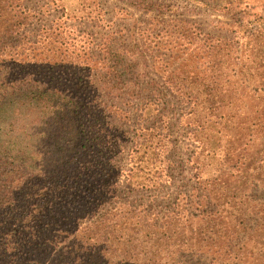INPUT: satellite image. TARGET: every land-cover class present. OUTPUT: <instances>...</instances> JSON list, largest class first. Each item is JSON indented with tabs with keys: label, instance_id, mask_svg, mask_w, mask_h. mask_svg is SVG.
<instances>
[{
	"label": "trees",
	"instance_id": "obj_1",
	"mask_svg": "<svg viewBox=\"0 0 264 264\" xmlns=\"http://www.w3.org/2000/svg\"><path fill=\"white\" fill-rule=\"evenodd\" d=\"M183 1L222 34L154 0L129 54L78 28L106 22L99 0H0V264H264V0ZM142 85L183 105L179 139Z\"/></svg>",
	"mask_w": 264,
	"mask_h": 264
},
{
	"label": "rangeland",
	"instance_id": "obj_2",
	"mask_svg": "<svg viewBox=\"0 0 264 264\" xmlns=\"http://www.w3.org/2000/svg\"><path fill=\"white\" fill-rule=\"evenodd\" d=\"M154 0H99L100 6L103 9L104 17L106 19V22L102 25L96 24L94 22H86L81 21L80 23H77L78 28L84 30L87 29L89 32H91L94 35L95 40H99L100 38H103L105 36H108V38L115 37L117 39L116 44H120L121 47H125L127 52L129 54H133L136 51V47L134 43L136 44V41L134 40V33H137V29L141 28L142 30L145 29L146 32H149L150 30L155 29V27L152 24L154 16L152 11L144 12V9H142L141 6H143V3L150 2ZM160 1H166L174 3L178 6V13L177 17L181 19H188L193 21L195 24L198 25V27L203 31L210 33L211 35H221L222 31L218 30L215 26L217 20H225L226 17L221 15L218 12L209 10V9H202L196 7L195 9H190L188 11L183 10L184 9V1L183 0H160ZM25 5L31 7V8H38L42 5H48L49 8H51V4L49 0H23ZM55 11H50V16L48 18L43 17V22L48 20L49 18L55 16ZM107 34V35H106ZM225 34V33H224ZM95 49V48H94ZM93 49V53L97 57V51ZM133 52V53H132ZM134 56V55H132ZM137 61V60H136ZM134 62L133 68L130 70V76L127 75V77H131L134 81H140L144 80L143 83H150L149 79L157 81V78L154 76L152 69L150 68L149 64L142 65L141 63ZM100 74L97 73L94 76V80L96 82V86L98 87V90L100 91L101 95L104 98H107L109 95L108 92L111 90L107 84H103L102 78L99 76ZM132 81V82H134ZM130 82L131 85L135 87L133 90L136 89V85ZM158 82V81H157ZM142 89L141 91V97L148 99L153 98L157 99V108L158 112L155 114V117L150 116L147 120L149 122L150 120H153L157 125H167L169 129L172 131V135L176 138H180L182 133V128L179 126V113L181 109L183 108V105H181L176 99L166 91V89L162 88L160 85L154 86L150 85L147 88L142 85L140 86ZM156 88V93L158 95H153L154 90ZM117 92V91H114ZM146 94V95H145ZM126 100L130 101V119H121L122 127L126 130L130 129L129 127H132L139 121V117L137 116V112L135 111V107L137 103L140 102V96L136 94V96L132 95H126L123 97ZM124 107L126 106L123 105ZM152 122V121H150ZM127 145H125L124 150H126ZM121 162H124L125 157V151L123 155L121 156ZM183 154L182 152H176L174 154L173 158L174 160H180ZM124 165V164H123ZM185 169L179 172H182L184 176L187 174L188 170L186 169L188 165H185ZM176 184V183H175ZM144 193L142 192H131L128 193L127 197L130 200L138 199L140 195ZM146 195V193H145ZM145 195L142 197L144 198Z\"/></svg>",
	"mask_w": 264,
	"mask_h": 264
}]
</instances>
